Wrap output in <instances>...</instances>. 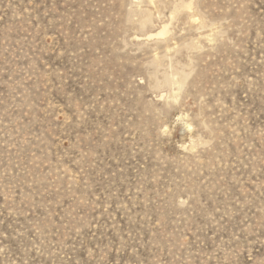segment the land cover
<instances>
[{"label": "rangeland", "instance_id": "374dc122", "mask_svg": "<svg viewBox=\"0 0 264 264\" xmlns=\"http://www.w3.org/2000/svg\"><path fill=\"white\" fill-rule=\"evenodd\" d=\"M0 264H264V0H0Z\"/></svg>", "mask_w": 264, "mask_h": 264}]
</instances>
